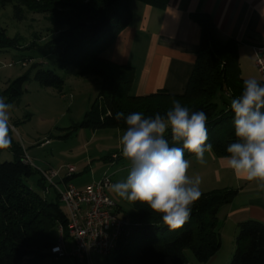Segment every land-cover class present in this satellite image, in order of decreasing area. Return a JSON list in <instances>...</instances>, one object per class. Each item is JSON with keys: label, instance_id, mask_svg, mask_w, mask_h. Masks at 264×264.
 Masks as SVG:
<instances>
[{"label": "trees", "instance_id": "trees-1", "mask_svg": "<svg viewBox=\"0 0 264 264\" xmlns=\"http://www.w3.org/2000/svg\"><path fill=\"white\" fill-rule=\"evenodd\" d=\"M131 0H0V8L12 6L14 17L21 21L25 13L40 14L49 22L50 38L46 49L58 68L70 78L92 77L100 84L98 97L91 103L79 128L97 131H125L124 119L113 118L122 111L143 112L146 117L157 112L164 115L172 108L173 98L192 111L208 115V142L216 157L227 155V146L236 140L231 99L240 95L243 81L238 65L237 45L220 42L214 25L206 16L195 15L200 28L199 50L193 71L182 95L158 91L145 96L130 94L134 70L101 56L100 50L125 25L131 13ZM163 9L167 0H138ZM0 47H12L10 39ZM34 80L42 88L62 93L65 79L53 70L36 65ZM26 77L19 78L8 89L10 100L23 92ZM261 83L263 81L258 79ZM219 100H217V96ZM110 113L112 115H110ZM169 144L173 142L169 136ZM175 146L182 147V143ZM14 160L0 162V264H40L56 243L50 231L62 227L68 238L67 214L60 209L56 191L44 194L46 183L40 177L38 194L28 185L34 171L23 161L19 146L11 148ZM194 154L185 150V158ZM40 176V175H39ZM74 175H72V178ZM69 181L71 182V179ZM235 190H212L202 193L192 209L190 219L182 228L170 230L159 214L140 202H130L132 213L126 216L130 228L115 249V264H189L185 251L190 250L198 264H207L220 250L221 239L217 214L230 204ZM119 211H120V207ZM235 248L229 264H264V223L247 220L237 224ZM141 246L133 249L132 243Z\"/></svg>", "mask_w": 264, "mask_h": 264}, {"label": "rangeland", "instance_id": "rangeland-1", "mask_svg": "<svg viewBox=\"0 0 264 264\" xmlns=\"http://www.w3.org/2000/svg\"><path fill=\"white\" fill-rule=\"evenodd\" d=\"M51 26L40 14L25 13L21 21L14 17L12 6L0 8V41L10 39L12 47H0V97L12 104L9 110L10 125L15 131L10 132L12 146L0 149V162L14 160L12 147L17 145L38 170L52 169L59 178L67 175V168L73 167L74 177L71 183L78 189L99 182L103 177L111 179L107 196L120 207L121 215L126 217L132 213L130 201L120 198L111 189V185L126 179L131 163L121 153L119 139L122 130L101 129L91 131L79 128L78 125L89 110L91 103L98 97L100 84L92 77L68 78L55 63L54 57L46 49L50 38L47 32ZM1 45V44H0ZM252 65V62L250 63ZM36 65L43 70H53L65 79L62 93L54 89L42 88L34 80ZM26 77L23 92L16 100H10L8 89L19 78ZM247 78L259 79L257 70L249 73ZM219 94L217 100H219ZM45 141H48L45 144ZM186 159L189 160V157ZM33 175L28 185L38 194L39 173L33 168ZM188 174L192 177V173ZM211 182V176L208 175ZM58 180V179H57ZM55 180V183L58 181ZM203 184V183H201ZM205 188L204 186L200 189ZM46 195L52 190H44ZM60 209L66 213L64 205ZM54 241L58 239V230L50 231ZM66 248L70 252L74 248L72 241L66 238ZM142 242L132 243V248L140 247ZM230 249L229 238H224L218 254L210 264H221ZM116 251L109 255L93 253L91 264H115ZM189 264H198L190 250L185 251ZM40 264H78L72 257L54 258L47 255Z\"/></svg>", "mask_w": 264, "mask_h": 264}, {"label": "crops", "instance_id": "crops-1", "mask_svg": "<svg viewBox=\"0 0 264 264\" xmlns=\"http://www.w3.org/2000/svg\"><path fill=\"white\" fill-rule=\"evenodd\" d=\"M128 8V24L100 52L115 64L133 68L131 95L184 93L199 50L200 28L193 20L195 15L211 20L220 42L233 41L237 45L241 77L248 79L249 73L256 71L254 48L264 46V0H167L163 9L131 0ZM205 159L201 165L194 155L189 157V171L194 177L199 175L203 183L200 187H205L201 192L236 191L231 203L217 214L221 247L224 238L230 240V249L221 264H229L237 224L247 220L264 223V188L257 182L236 178L213 153H206Z\"/></svg>", "mask_w": 264, "mask_h": 264}, {"label": "clouds", "instance_id": "clouds-1", "mask_svg": "<svg viewBox=\"0 0 264 264\" xmlns=\"http://www.w3.org/2000/svg\"><path fill=\"white\" fill-rule=\"evenodd\" d=\"M11 108L0 97V149L12 146ZM230 110L236 140L221 159L236 178L264 188V83L245 79L241 94L231 99ZM113 118L124 119L127 125L119 143L131 168L126 179L112 184L110 190L127 201L146 204L170 230L182 228L202 196V179L188 174L191 162L185 158V150L201 165L206 163L205 154L213 152L207 113L192 111L173 98L172 108L164 115L157 112L146 117L134 111L126 116L118 111ZM177 143L182 147L175 146Z\"/></svg>", "mask_w": 264, "mask_h": 264}, {"label": "built area", "instance_id": "built-area-1", "mask_svg": "<svg viewBox=\"0 0 264 264\" xmlns=\"http://www.w3.org/2000/svg\"><path fill=\"white\" fill-rule=\"evenodd\" d=\"M254 57L259 78L264 82V46L254 48ZM13 131L15 129L11 126ZM23 161L39 173L47 190L56 191L66 209L68 238L74 248L67 251L63 229L59 227L58 239L50 249L52 257H72L78 264H91V254L106 256L116 249L118 242L128 234L130 222L121 215L118 205L106 194L110 178L103 177L99 182L78 189L69 181L75 170L73 167H68L67 175L60 179L52 169H36L26 156ZM55 180L58 182L55 183Z\"/></svg>", "mask_w": 264, "mask_h": 264}]
</instances>
